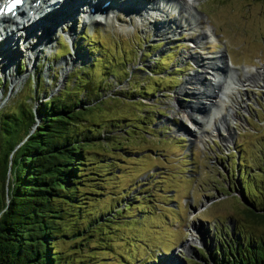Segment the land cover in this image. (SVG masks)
Instances as JSON below:
<instances>
[{
	"label": "rangeland",
	"instance_id": "obj_1",
	"mask_svg": "<svg viewBox=\"0 0 264 264\" xmlns=\"http://www.w3.org/2000/svg\"><path fill=\"white\" fill-rule=\"evenodd\" d=\"M187 1L191 7L177 0L168 14L178 26L165 36L153 34L154 16L140 20L118 9L105 23L77 17L70 33L58 26L34 63L20 43L13 72L26 74L15 82L0 66V110L24 99L34 108L56 93L74 100L77 92L92 103L87 123L117 141L86 151L79 205L63 221L79 231L55 241L58 264H214L239 234L242 242L264 236V225L242 211V193L264 197V0ZM218 51L225 73L231 65L239 79L251 73L255 80L223 96L221 113L200 107L214 124L198 129L182 115L196 99L185 81L195 72L211 79L192 57L213 59ZM69 55L77 58L67 59L62 74ZM216 126L195 139L194 131ZM2 141L0 132V153Z\"/></svg>",
	"mask_w": 264,
	"mask_h": 264
},
{
	"label": "trees",
	"instance_id": "obj_2",
	"mask_svg": "<svg viewBox=\"0 0 264 264\" xmlns=\"http://www.w3.org/2000/svg\"><path fill=\"white\" fill-rule=\"evenodd\" d=\"M23 67L19 62L18 69ZM58 95L40 100L34 108L24 99L0 110V264H58L61 254L55 241L79 231L67 230L63 221L71 207L79 205L77 188L90 164L86 151L105 150L103 142L111 147L117 142L108 129L97 135L87 123L84 111L89 112L92 103H81L77 92L74 100ZM245 179L240 180L243 185ZM242 195L245 218L264 225V197ZM238 236L214 264H264V236L250 242Z\"/></svg>",
	"mask_w": 264,
	"mask_h": 264
},
{
	"label": "bare ground",
	"instance_id": "obj_3",
	"mask_svg": "<svg viewBox=\"0 0 264 264\" xmlns=\"http://www.w3.org/2000/svg\"><path fill=\"white\" fill-rule=\"evenodd\" d=\"M69 1L76 2V0H62L60 6L64 8H62L61 10L59 9V11L56 13L50 14L49 20L45 22L39 21L36 23L34 22L35 19L32 21H28L27 25L25 26L27 32L26 31L23 32L24 30L22 31L20 30L21 32H19L18 30L20 28H17L16 22L13 21L12 18L6 19L7 21H9L8 22L9 24L15 23V27L17 29L12 30L11 28L13 27L11 26L9 28L6 27L7 28V29L5 28L6 30L4 29L5 31L8 32L7 34L9 35L5 34L7 36L6 40L0 43V66L2 68L1 73L3 76H8L11 82H15L26 74L25 72L24 74L15 75L13 72V69L15 67V62L18 59L19 55L22 54V51L19 47L20 39L22 37L24 38L23 42H24V47L26 46L25 49H29L25 53L28 59L27 62H29L32 59L33 61L32 63H34L39 53L42 52L44 48L48 47V45L52 43L53 35L58 26L61 27V29H62V25L68 27V31H66L67 33L68 32L70 33L71 30H75L73 23L75 19H77L79 13H81L82 15L86 7L74 6V8H71L70 6L71 3H69ZM82 1L93 6L94 11L91 12L92 15L101 11V9L98 8V4H99L98 0H82ZM67 3L69 4L67 5ZM110 3L117 5V0H109V3L104 7H102L105 12V14H102L103 16L101 15L92 16L89 13L85 16H82L83 17L82 23L89 22L88 24L90 25H93L95 22L105 23L107 21V18H109L108 16H110V18L113 16V14L108 15L109 12H114L113 10L114 6ZM184 3H185L184 5L185 8L188 6L191 7V5L188 4L187 0H184ZM119 6L121 7L120 8L122 10L121 12H124V14L128 16L130 15L137 16L139 19L140 17L144 19L145 17H147V15L149 17L154 16L153 17L154 21L152 22L151 20L149 22L152 26V29H154L153 34L155 35L159 34L165 36L168 32L173 33V31L178 26L175 22V17L174 16L169 17L168 15L170 11L172 12L174 9H176L177 11L176 8L177 0H124L121 4H119ZM45 17H48V15ZM114 17L117 19L116 15ZM4 20L5 18H0V26L3 25L5 26L8 24L6 22L4 23ZM31 25H35V26H31ZM171 25H173V27H171ZM21 33H23L24 35ZM73 35L74 34L71 33L72 36L71 38L74 40ZM17 36L19 37L18 41L15 40L14 38ZM212 57L214 58L210 59V57L208 56L202 57L200 55L192 57L193 60L197 62L196 63L197 65L204 68L203 70L210 73V75L212 76L211 79L210 78L207 79L206 77H203L204 75H202V73L200 72H195L191 76H188V78L185 81L186 83L191 84V86L185 88L188 89L190 88L189 90L191 95H194L196 99L194 101V104H191L182 110V115L183 117L188 119V121L191 124H193V127L198 129L200 128V123H203L205 120H206L205 122H210L211 124H214L213 119H211L210 117L209 119H206L207 116L205 117V115L207 114H203L202 116L200 113H198V111H200V107L201 109L203 107L205 110L206 104H209L208 107L215 105L214 107L215 109L213 111V116H214L215 114L220 112L219 111L220 106H221V111L225 110V106L222 108L223 103H225L223 96L228 97L227 96L228 93L232 92L231 90L235 87V85L242 84L243 80H247V79L255 80L254 76H252L253 74L251 73L247 75L245 73V79L243 78H242L243 80L239 79L237 77L236 71H234V69H231L228 66H227L228 69H226L228 71L225 73L224 72L225 61L222 60L223 52L221 53V51H218ZM74 58L76 59L77 56L72 57V55H69V57H65L62 59L61 62L62 64L64 63V67L61 70L62 74H64L66 71L67 59L74 60ZM14 60L15 62H13ZM262 74L263 73L261 71L259 73H255L256 75L255 78L260 79ZM204 100H206L207 103L203 102ZM231 109L232 106L228 111L229 113L233 112L231 111ZM193 112H197L200 118L194 116ZM186 127L190 130V127L188 125ZM215 128L217 129V126L211 130V133L210 132L208 133L204 130L202 131L201 129L194 131L193 132L195 133L194 137L195 139H201L207 135H211L214 132Z\"/></svg>",
	"mask_w": 264,
	"mask_h": 264
},
{
	"label": "snow or ice",
	"instance_id": "obj_4",
	"mask_svg": "<svg viewBox=\"0 0 264 264\" xmlns=\"http://www.w3.org/2000/svg\"><path fill=\"white\" fill-rule=\"evenodd\" d=\"M14 3H15V4H19V3H21V0H14ZM11 7H12V5L9 4V5H8V10H11ZM0 11H4V9H0Z\"/></svg>",
	"mask_w": 264,
	"mask_h": 264
}]
</instances>
